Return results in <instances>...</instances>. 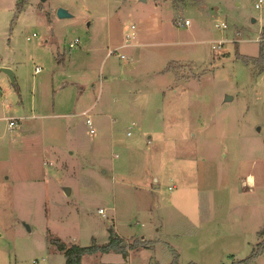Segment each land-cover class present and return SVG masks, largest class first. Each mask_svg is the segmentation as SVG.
Wrapping results in <instances>:
<instances>
[{
  "label": "rangeland",
  "instance_id": "rangeland-1",
  "mask_svg": "<svg viewBox=\"0 0 264 264\" xmlns=\"http://www.w3.org/2000/svg\"><path fill=\"white\" fill-rule=\"evenodd\" d=\"M26 1L0 0V264H66L54 241L110 231L149 246L80 264L246 260L264 233V67L244 63L264 0Z\"/></svg>",
  "mask_w": 264,
  "mask_h": 264
},
{
  "label": "trees",
  "instance_id": "trees-1",
  "mask_svg": "<svg viewBox=\"0 0 264 264\" xmlns=\"http://www.w3.org/2000/svg\"><path fill=\"white\" fill-rule=\"evenodd\" d=\"M26 0H18V8L17 12L20 13L24 10ZM64 58V56H62ZM62 58V60H63ZM61 60V61H62ZM246 64H260L264 67V42L260 44L259 47V56L256 58H247L245 59ZM175 67L174 63H170L166 68L165 71H171ZM263 70V69H262ZM262 237V240L256 244L253 248L251 255L244 261L234 262L233 264H252L257 257L261 256L264 253V233L261 232L259 234ZM58 245V249L64 254L66 258V264H80L81 258L84 255H94V254H109L115 253L121 255L124 259H126L128 255V251L134 248H147L149 246L145 241H141L136 239V242H128L126 240H122L116 238L113 235L112 231H110V236L108 242L102 246H96L95 241L92 240L93 245L87 248H80L78 246H72L71 248H67L66 245L58 240L54 241Z\"/></svg>",
  "mask_w": 264,
  "mask_h": 264
},
{
  "label": "water",
  "instance_id": "water-1",
  "mask_svg": "<svg viewBox=\"0 0 264 264\" xmlns=\"http://www.w3.org/2000/svg\"><path fill=\"white\" fill-rule=\"evenodd\" d=\"M42 1H45V0H42ZM140 2H146V0H140ZM56 15L59 19H69L71 18L72 16L68 13L67 10H64L62 8H59L56 12ZM0 72H3L4 74H6L9 79L14 82V77H13V74L12 72L9 70V69H6V68H2L0 69ZM232 100V97L230 96H225L224 98V102H230ZM62 191L63 193L65 194V196H69L70 195V189L69 188H66V187H63L62 188ZM22 225L24 226V228L29 232V226L25 223H22Z\"/></svg>",
  "mask_w": 264,
  "mask_h": 264
},
{
  "label": "built area",
  "instance_id": "built-area-1",
  "mask_svg": "<svg viewBox=\"0 0 264 264\" xmlns=\"http://www.w3.org/2000/svg\"><path fill=\"white\" fill-rule=\"evenodd\" d=\"M261 3H262V1L259 0V1L254 5V7H255L256 9H259ZM176 24H177L178 26H188V25H189V22L186 20V21H184L183 23H181V22H177ZM217 27H218V26H217ZM222 27L225 28V25H222ZM78 40H79V39L75 38V39H74V42H77ZM71 46H72V45L70 44V47H71ZM213 48H215V47L213 46ZM112 54H113V52H110L108 55H112ZM120 58H123V56H121ZM83 116L87 118L86 121H85V123H86V125H87L88 128H89V133H90V134H93L94 131H93V129H92V123H91V120L89 119L87 113H83ZM9 122H10V123H9V127H13V126L15 125V123H14L15 121H14V120L10 119ZM127 135L129 136L130 133H128ZM98 213H99L100 215H102V216H105L103 210H99Z\"/></svg>",
  "mask_w": 264,
  "mask_h": 264
},
{
  "label": "crops",
  "instance_id": "crops-1",
  "mask_svg": "<svg viewBox=\"0 0 264 264\" xmlns=\"http://www.w3.org/2000/svg\"><path fill=\"white\" fill-rule=\"evenodd\" d=\"M109 53H110V52H109ZM109 53H108V54H109ZM108 54H107V56H108Z\"/></svg>",
  "mask_w": 264,
  "mask_h": 264
}]
</instances>
